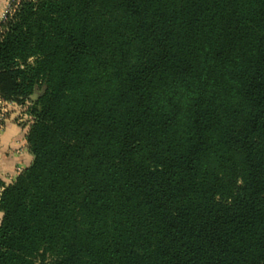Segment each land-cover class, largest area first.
<instances>
[{
    "label": "trees",
    "instance_id": "1",
    "mask_svg": "<svg viewBox=\"0 0 264 264\" xmlns=\"http://www.w3.org/2000/svg\"><path fill=\"white\" fill-rule=\"evenodd\" d=\"M0 101V264H264V0H14Z\"/></svg>",
    "mask_w": 264,
    "mask_h": 264
},
{
    "label": "crops",
    "instance_id": "2",
    "mask_svg": "<svg viewBox=\"0 0 264 264\" xmlns=\"http://www.w3.org/2000/svg\"><path fill=\"white\" fill-rule=\"evenodd\" d=\"M10 0H0V22L2 12ZM2 104L0 106H4ZM14 104L7 107V113L0 124V193L21 170L33 159L26 142V114H19ZM2 213L0 211V222Z\"/></svg>",
    "mask_w": 264,
    "mask_h": 264
},
{
    "label": "built area",
    "instance_id": "3",
    "mask_svg": "<svg viewBox=\"0 0 264 264\" xmlns=\"http://www.w3.org/2000/svg\"><path fill=\"white\" fill-rule=\"evenodd\" d=\"M14 1V0H10L8 2V4L6 5V7L4 8L3 12H2V21L5 19L7 13L9 12L10 9V3ZM5 104L4 106H0V124L1 122L4 120L5 118V114L7 113V107L9 105H12V102H5V101H0V105Z\"/></svg>",
    "mask_w": 264,
    "mask_h": 264
},
{
    "label": "water",
    "instance_id": "4",
    "mask_svg": "<svg viewBox=\"0 0 264 264\" xmlns=\"http://www.w3.org/2000/svg\"><path fill=\"white\" fill-rule=\"evenodd\" d=\"M37 96L36 95H33L32 98L35 99Z\"/></svg>",
    "mask_w": 264,
    "mask_h": 264
}]
</instances>
